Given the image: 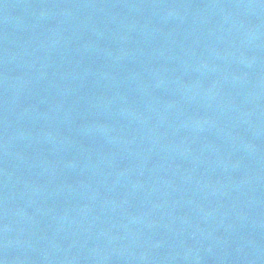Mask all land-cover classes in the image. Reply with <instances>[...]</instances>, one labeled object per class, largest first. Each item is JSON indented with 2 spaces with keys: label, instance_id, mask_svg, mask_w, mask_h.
Wrapping results in <instances>:
<instances>
[{
  "label": "water",
  "instance_id": "95a60500",
  "mask_svg": "<svg viewBox=\"0 0 264 264\" xmlns=\"http://www.w3.org/2000/svg\"><path fill=\"white\" fill-rule=\"evenodd\" d=\"M2 264H264V0H0Z\"/></svg>",
  "mask_w": 264,
  "mask_h": 264
},
{
  "label": "snow or ice",
  "instance_id": "6c2138e0",
  "mask_svg": "<svg viewBox=\"0 0 264 264\" xmlns=\"http://www.w3.org/2000/svg\"><path fill=\"white\" fill-rule=\"evenodd\" d=\"M0 264H2V261H0Z\"/></svg>",
  "mask_w": 264,
  "mask_h": 264
}]
</instances>
